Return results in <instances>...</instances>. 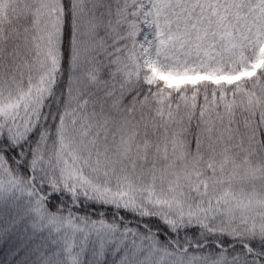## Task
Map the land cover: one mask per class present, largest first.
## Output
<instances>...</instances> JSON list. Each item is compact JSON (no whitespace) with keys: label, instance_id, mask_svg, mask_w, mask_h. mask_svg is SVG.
Returning a JSON list of instances; mask_svg holds the SVG:
<instances>
[{"label":"snow or ice","instance_id":"6c2138e0","mask_svg":"<svg viewBox=\"0 0 264 264\" xmlns=\"http://www.w3.org/2000/svg\"><path fill=\"white\" fill-rule=\"evenodd\" d=\"M0 264H264V0H0Z\"/></svg>","mask_w":264,"mask_h":264}]
</instances>
